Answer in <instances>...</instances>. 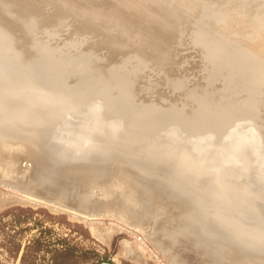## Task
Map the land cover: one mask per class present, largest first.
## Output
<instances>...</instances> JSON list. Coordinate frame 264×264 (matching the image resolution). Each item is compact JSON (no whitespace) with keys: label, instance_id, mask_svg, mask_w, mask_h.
Here are the masks:
<instances>
[{"label":"rangeland","instance_id":"obj_1","mask_svg":"<svg viewBox=\"0 0 264 264\" xmlns=\"http://www.w3.org/2000/svg\"><path fill=\"white\" fill-rule=\"evenodd\" d=\"M4 8H8L9 12L3 13ZM32 8H39V13L43 14L36 16L42 20L39 25L40 27L27 31L25 30L26 20L23 23H18L17 29L25 31L30 36L29 38L33 42V48L37 51L41 61L48 63L47 65L50 66L62 67L66 77L59 84H53L54 86H51V90L41 91L42 94H33L34 89L37 88L34 86L27 88L25 83H28V79L15 76L11 78L9 76H3L6 70L1 72L0 69V75L2 73L0 76V78L2 77L0 80V92L10 91L12 87L18 90L25 88L24 93L30 97L33 96L31 105H28V107L34 106L35 108L33 111H30L32 116L30 113H22L26 112L24 111L27 107V104L24 102L25 99H17L15 96L11 97L10 101L12 104L9 107H12L9 110L15 111L13 114L18 117L16 120L17 123H26L24 127H27L21 129L22 131L17 134L24 133L26 134L25 136H29L34 140H31V144L33 143L31 147L29 140L25 139V136L21 138L20 135L12 136L11 133L9 135L5 133L3 135L6 136H4V140L7 143H3L4 141L0 142V146L8 144V141L9 143L12 142V146L8 145L10 150L23 155V159L21 160L24 161L21 162L20 160L19 162L21 164L26 162V164H30L31 166H34L33 162L30 159L28 160L29 157H24V155H30V152L37 148L33 146L36 142V146L42 144L46 145L43 146L45 148L49 146L58 150L59 159L61 154L66 153V151H73L79 154L83 153L82 155L85 157L90 156L87 159L89 163L85 166L81 165L83 164L81 160H79L81 162L80 165H78L79 163H74V165L76 164V168H87L88 165L93 166L94 164L100 165L105 160L118 161L123 163L122 169L124 171L122 170V172L127 174L125 170L129 171L130 174L128 173V176L132 179V181L130 178L124 180L125 183H123L126 187L131 184L132 188L129 187V189L132 190L136 186L134 184L139 183L138 188L141 187L142 190L139 189L137 191L141 192L139 193L140 195L149 190L153 194L151 201L148 200L144 203L147 205V207L144 205V211L146 213L141 211L140 215H138V212L136 214L137 208L133 210L135 212L130 209L123 210L121 208V203L123 204V202L116 199L119 198L116 195L119 193L116 191L119 190L114 189L112 191L113 194H111L113 198L116 197V201L102 194L106 188L105 184L107 185L109 180L112 181L113 178H117L114 176L110 179L113 176L110 172V174L101 176L98 179L99 181L93 184L92 199H96V204L98 200V205L96 206L95 201L92 200L90 205H88V210H93L89 212L85 209L88 206H80L77 202L78 197L76 193L79 194L81 191V188L79 190L76 188L77 185L79 186L77 179L71 180L70 178H66V175H62L65 173L61 168H57V170L61 169L57 172L62 176L59 175L57 178L60 179L61 177L64 180L61 182L63 184H60V181L56 184L58 181L57 178L54 179L55 177L51 178L50 176L40 174L35 179V182L42 183L39 185L35 184L39 191L35 192L38 195L37 197H44L42 200L45 199L47 202H40L39 204L14 203L0 207V264H100L102 262H108L109 264H172L171 260L173 258V262H175L176 259L183 258L184 254V258L187 256L194 258V263L191 262V264H223L229 258L232 259V257L235 260L233 262L229 259L228 262L230 264L235 263L236 260L241 262L242 258L237 255L238 252L236 253L238 251L237 248L239 247V251L241 247L243 248L239 253V255H242L241 253L244 252V249L246 250L249 247H246V245H244L246 248L244 246H238L239 244H243L242 241V243L238 241L239 244L234 242V244H237L236 246H233V242L226 241L231 235L227 229L224 231L225 235L223 232L220 235L217 231L214 234H210L208 241L211 242L213 241L212 239L217 237L216 239L218 241L216 240V242L219 244V246L214 244V241V245H212L211 242L210 248L212 250L208 248V251L206 247L208 242L205 243L202 235L203 239L201 237L200 242L202 246L205 245L204 249L206 251H201L202 246L197 241V237L200 234L199 230L202 229L201 231L203 232L204 229L206 231L205 227L209 224L204 217L207 210L206 205L218 202V200H223L224 202L223 197H225V206H221L215 210L217 219L224 221L227 225L246 234L247 236L245 235V237L254 240L253 242H256L259 246L255 250L259 249L264 251V204H262V202L264 203V199L262 198V202H260V208L262 210L259 209V200L261 201V197H259L258 193V200L255 195L257 193L256 191L260 190L258 188L261 187V184L263 183L262 185H264V82L257 80L256 66L251 61H248V59L246 60L243 55L242 46L233 41L232 31L223 33L219 28V16L224 11L229 9L235 11L242 9L246 14H253L259 10H264V0H0V27L5 28L11 26L14 24L16 19L15 15L19 11ZM55 17H59V23H54ZM215 49H218L220 52L219 55L214 53ZM144 52H147L145 57L142 56L137 61L132 60L136 54ZM6 66L15 67L13 64H2L0 62V67ZM1 82L2 84L3 82L6 84L1 86ZM39 83L43 82L40 81ZM74 89L89 90L90 93L87 94L88 98H85L86 100L78 104V100L74 101V97L71 95ZM96 89L100 91L109 90L112 96H126L129 110L126 111V114H118L123 116L124 124H121L122 127L120 126V131H118L116 136L118 138H115L114 141L109 140L111 139L109 131L115 130L116 128L98 127L97 123L99 121L97 117L90 110H87L91 104L89 103L90 101L101 99V96L94 92ZM89 96L91 99H89ZM106 109H108L107 106ZM106 109L104 107L102 111L104 118L103 116L99 118L101 122L102 120L109 121L116 117V115L113 117L109 114ZM129 112L131 115L147 114L148 119L147 115L144 116V119L146 118L148 122L154 123H140L141 125L139 127L131 125L133 121L125 124L128 120H132L131 115L128 114ZM159 117H162V121L164 122L159 121ZM80 123L83 126H78ZM121 131H124L123 134L125 136L122 135ZM230 133H236L241 136L239 142L245 148L246 154L243 159L231 158L224 162L226 170L228 172L230 171V174L235 175L232 178V174V176L227 174L229 176L228 181L232 184L235 183V185L236 182H241L237 185H243V187H240L242 192L246 188L249 189H247L248 192L256 188V190L250 191L255 193L251 194L246 190L245 192L248 194H242L243 196L237 199L235 197L237 193L233 194L231 192L217 193V195L210 192L199 193L200 191L198 190L204 187L208 190L210 187L215 186L211 181H208L209 175L202 174L196 178L194 175L196 171L188 170L184 166L181 168L182 163L180 161H173L175 160L174 157L178 158L183 156L189 160H196L199 156L196 154L195 147L207 146L209 150L204 156L205 160L203 163L208 164V167L212 168V165L220 157V150L222 151L229 146L230 141L227 135ZM10 136L11 139L9 138ZM63 137H67L66 142L55 144L57 140ZM152 137L155 141H151ZM13 141L20 144L14 143ZM84 143H88L90 146L83 152H78L77 148ZM16 146L20 149L18 150ZM37 150L39 149L37 148ZM37 150L34 151L36 152ZM43 151L45 152V149ZM20 152H25V154ZM9 153L7 155L3 153L4 157H8L10 155ZM85 153L89 155L86 156ZM42 154L44 153L42 152ZM56 155L57 153L55 157ZM55 157H51L52 160H49V158L44 160L43 158V165L47 161L52 164V162L58 159L56 157L55 160ZM73 159L70 158L67 161H75ZM100 159L101 161H99ZM71 165L73 167V164ZM75 166L73 167L74 169L71 168L74 172L77 170ZM208 167L207 170L209 169ZM246 168H249L246 171L248 173L245 174L246 172H244L241 174L242 170ZM107 176L109 178H105ZM236 176H239V179ZM230 177L234 181L230 180ZM102 178L107 181L101 188L102 183L105 182ZM151 178L152 181H150ZM225 178L227 179V177ZM68 182V187L63 186L68 185ZM71 182L74 186L71 185ZM98 182L101 183L99 187ZM75 183L77 184L75 185ZM147 184L150 185L149 189ZM58 185L62 186V190L66 194H60L54 190V187H58ZM174 185L178 186V188L180 187V189H173ZM81 186H83L84 190L85 188L87 189L84 185ZM143 186L145 187L143 188ZM187 187H192L193 189L186 191L184 188ZM262 189L264 191V187ZM157 190L159 192L161 190L166 191H164L165 193L160 192L158 195L156 194ZM179 190L183 193H177ZM0 192L8 195L13 192L20 194L21 191L0 184ZM35 192L32 191V193ZM246 195L247 198L244 197ZM254 195L257 198L256 200H258V204L256 203L257 201H254ZM249 196L251 198L250 201L248 199ZM106 198L110 199L109 202L111 205L113 203L115 205L119 204L116 207L117 209L118 207L121 208L120 211L114 208L115 205L109 209L111 205L105 202L103 203L109 206L108 210L107 208L102 209L101 206L103 203L101 205L99 201H105L107 200ZM74 199L77 201H74ZM111 200L113 203H111ZM52 201L55 203H51ZM57 202L59 203L57 204ZM64 203L66 209L65 206H61ZM57 205L62 208H58ZM155 205H158L159 208L156 206L159 209L158 211ZM160 205L165 209V211L163 208L162 210L166 212L163 215H160L164 213L160 210ZM99 206L101 207L100 209ZM177 206L181 211L176 208ZM154 207L156 210H153ZM113 208L119 213L115 214V211L112 210ZM168 209L170 212L166 211ZM200 209L205 212H202ZM110 210L112 212L114 211V213L111 212L110 214ZM125 210L126 213L124 212ZM260 210L263 212H260ZM130 212L132 214L134 213V215H131ZM120 213L123 216L122 220V217L119 216ZM146 214L150 215L151 218ZM156 214L161 217L157 215L158 218ZM166 214H169V217L172 215L170 219H168L169 217ZM193 215L195 217H192ZM124 216L130 220H126ZM132 216L133 218L131 220L130 217ZM166 216L168 221L164 220ZM140 218L146 219L141 220ZM123 220L126 222L129 221L128 224L126 222L124 223ZM148 221H150V224L145 223ZM163 222L168 227L170 225L172 227L173 225L174 227L175 225L179 226V224L180 226H184V228L178 227V229H182L180 231L182 232L181 234L178 232L181 236L186 234V230L189 232V229L190 231L195 229L192 231L193 234L189 232V237L193 235L199 245L196 246V243L190 241L191 239L194 240L192 237L188 238V241L186 240L189 245H185L186 242L184 240L185 238H182L183 236L174 239L169 238L166 233L163 234V231L166 232L165 229L168 228ZM199 222H201L200 225ZM131 223L132 225H129ZM153 223H155L156 227H153ZM185 225L187 226L185 227ZM104 227H107V229ZM140 227L141 229L144 228V232L142 231L143 229H138ZM110 228L112 229V233L111 231L109 232L111 233L109 237V233L107 232L108 235H105V233ZM155 228H157L156 231L158 233L154 232ZM92 229L95 232H98L96 230H99V232L102 230L104 238L98 237L97 233H93ZM151 229L154 230H152V233ZM159 231L163 235H160ZM195 231H199L198 235ZM154 233L155 243L157 245L160 244L157 247L152 238ZM158 234L161 236L159 239L156 237ZM179 234L178 236H180ZM149 236L153 242L150 238L148 239ZM164 236H167V239ZM162 238L166 240L165 243V240ZM156 239L163 241L162 244ZM202 240L204 243H202ZM175 241H178L181 245L176 244L177 242L175 243ZM189 241L193 243L196 251L192 252L195 248L192 247V244L190 245ZM219 241H222V243L220 242L222 245ZM122 242L125 243L122 244ZM182 243H184L185 247H183ZM244 243L247 244L245 241ZM249 243L251 244V242ZM163 244L165 248L167 246V250L170 249V253L167 250L166 253L161 251ZM169 244L170 247L168 248ZM230 244H233V247ZM129 245L134 249L137 248L136 251H141L142 255L139 254L141 257L138 256V259L133 260L134 258L127 255L124 250ZM172 246L173 248H171ZM213 246L217 248L214 249ZM187 247L188 249L190 247V249L188 250ZM234 247H237V250ZM252 247L250 245V248ZM173 250L176 252L181 250V253L174 251V254ZM250 250L252 251V249L247 250L249 254L245 252L248 257L252 253L251 255L253 257L251 259L254 258L253 254H259V252H254V249L252 252ZM212 251H216L214 252L215 255H213L214 253ZM227 251L231 256L227 254ZM234 251L236 254H234ZM262 251L260 254L264 258V252ZM189 252L191 253L188 254ZM194 252L196 253L191 255ZM200 252L204 255L199 256L202 261L204 260V263L202 261L200 262V258L198 257ZM220 252L226 253V257L224 258L227 259L226 261L223 262L222 256L224 254ZM245 252L243 253L244 256L246 255ZM178 254H182L180 255L182 257ZM167 255H170V257ZM171 255L174 257L171 258ZM175 255H178L176 256L177 258ZM236 255L240 259H236ZM247 255L243 259H247ZM214 256L219 259L217 260ZM255 256L257 259L258 256ZM262 256L260 255V258H258L259 260H263L261 261L262 263L253 259L252 261L254 262L252 263H250L251 259H248V262L242 260L241 263L247 262L249 264H255L256 262L258 264H264V259L261 258ZM203 257L205 259L209 258L205 260ZM183 259H180L177 264H186L189 262L187 261L188 258L186 260ZM239 262L237 263L239 264ZM173 264H176V262Z\"/></svg>","mask_w":264,"mask_h":264},{"label":"bare ground","instance_id":"obj_2","mask_svg":"<svg viewBox=\"0 0 264 264\" xmlns=\"http://www.w3.org/2000/svg\"><path fill=\"white\" fill-rule=\"evenodd\" d=\"M9 12V9L8 8H4L3 9V13H8ZM40 11H39V8H32V9H28V10H21V11H19L16 15H15V17H16V19H15V22H14V24H12L11 26H9V27H5V28H1L0 27V62H2V64L4 63V64H13V65H15V67H11V66H6V67H0V69H1V72L3 71L4 72V70H6L5 72H4V74H3V76H9L10 78L12 77V76H15V77H23V78H26V79H28V83L26 82L25 83V86L28 88V87H31V86H34L35 88H37V89H34V92H33V94H42L41 93V91H44L45 92V90H51V86H54V85H56V84H59L60 82H62L64 79V77H66V74L63 72V68L62 67H59V66H50V65H47L48 63H45V62H43V61H41L40 60V57L38 56V53H37V51H35V49L33 48V42H32V40L29 38L30 36L28 35V34H26V32L25 31H20V30H18L17 29V24L18 23H23L24 21H26L27 20V23H26V25H25V30H27V31H31V30H35V29H38L40 26V23L42 22V20L40 19V18H37L36 16L39 14H41V15H43L42 13H39ZM62 13H64V11H62ZM60 22V20H59V17H55L54 18V23H59ZM20 27V26H19ZM196 30V29H195ZM20 31V32H19ZM244 52H243V55H244V57L246 58V60L248 59V61H251L253 64H256V62L254 61V59H256L254 56H252L251 54H249L245 49H242ZM214 53L216 54V55H219V51H218V49H215L214 50ZM147 55V52H144V53H139V54H136L133 58H132V60H134V61H137V59H140V58H142V56H146ZM114 56V55H113ZM112 56V57H113ZM223 61H224V59H223ZM225 62V61H224ZM258 63H259V66H257L256 65V67H257V69H256V77H257V80L258 81H260V82H263L262 81V79H264V62H259L258 61ZM24 65H26V67H24ZM9 72H8V71ZM166 74V73H165ZM1 75H2V73H1ZM0 75V76H1ZM263 77V78H262ZM2 78V77H1ZM1 78H0V80H1ZM5 79V78H4ZM3 79V80H4ZM2 80V81H3ZM5 82H6V80H4ZM40 81H42L43 83H39ZM35 82H37V83H35ZM7 83H8V81H7ZM1 84H2V82H1ZM6 84V83H5ZM4 84V82H3V84L1 85V86H4L5 85ZM41 84V85H40ZM54 84V85H53ZM8 85H9V83H8ZM11 85V84H10ZM41 86V87H40ZM14 87H12L11 88V90L10 91H6V92H0V142H3V143H7L5 140H4V136L5 135H3V134H12V136H16V135H20L21 136V138H23L26 134H17V133H20L22 130L21 129H25V128H27V127H24V125L26 124V123H17L16 122V120L18 119V117H16L13 113H15V111H10L11 110V107H9V105H11L12 104V102L10 101V99H11V97H17V99H25V103L27 104V107L25 108V110L24 111H26V112H22V113H30V115H31V112L30 111H33V109H35L34 108V106H29L28 107V105H31V102H32V97L33 96H28L27 94H25L24 93V89H21V90H18V89H13ZM26 88V89H27ZM8 90V89H7ZM94 92H96L97 94H99L100 96H101V99H99V100H94V101H90L89 103H91L89 106H88V108H87V110H90L96 117H97V119H98V123H97V126L98 127H100V128H110V129H114V128H116L115 130H112V131H109V133L111 134L110 136H111V139H109V140H111V141H114L115 140V138H118V137H116L117 136V134H118V131H120L119 130V128H120V126H121V124H124L123 123V116H121V115H123V114H126V111L127 110H129L128 109V102H127V100H126V96H122V95H118V96H112V95H110V91L109 90H105V91H100L99 89H96ZM72 93L73 94H71L74 98H73V100L74 101H76V100H78L77 102H78V104H81V102L82 101H84V100H86L85 98H88L87 96V94H89L90 92H89V90H84V89H74L73 91H72ZM85 94V95H84ZM205 95V94H204ZM85 96V97H84ZM90 97V96H89ZM78 98V99H77ZM84 98V99H83ZM16 99V100H17ZM89 99H91V97L89 98ZM218 101V100H217ZM38 104V103H37ZM106 106H107V108L108 109H106ZM104 107H105V109H106V111H108V113L109 114H111L113 117L116 115V117L114 118V119H111V120H109V121H104V120H102V122L100 121V117H102L103 116V118H104V115H102V111L104 110ZM8 108V109H7ZM10 109V110H9ZM21 113V114H22ZM118 114H121V115H118ZM128 114H130L131 115V113L129 112ZM17 115V114H16ZM23 115V114H22ZM29 115V116H30ZM147 114H135V115H131L130 117H132V120H128L127 121V123H125V124H128L129 122H131V121H133V122H131V125H133V126H140L141 124H144V123H146V122H148L147 120H146V118L144 119V116H146ZM32 116V115H31ZM152 116V115H151ZM158 116V115H157ZM157 116H155V117H157ZM130 117H129V119H130ZM134 119V120H133ZM147 119H148V115H147ZM151 119V118H150ZM155 119V118H154ZM159 119V121L161 120V122H164V121H162V117L160 118H158ZM120 120H122V121H120ZM107 122V123H106ZM166 122V121H165ZM141 123V124H140ZM148 123H154V122H148ZM167 123V122H166ZM41 124V123H40ZM161 124H164V123H161ZM78 126H83L81 123L78 125ZM122 127V126H121ZM125 129V128H124ZM128 130V129H127ZM130 130V129H129ZM14 133V134H13ZM121 133H122V135H124L123 133H124V131H121ZM120 133V134H121ZM132 133V132H131ZM179 133V132H178ZM180 133H181V131H180ZM7 135V136H8ZM121 135V136H122ZM120 136V137H121ZM125 136V135H124ZM144 136H145V134H144ZM148 136V135H147ZM181 136V135H180ZM183 136H185V135H183ZM6 137V136H5ZM130 137V136H129ZM227 137L229 138V141H230V144H229V146L228 147H226L225 149H223L222 151L220 150V152H219V155H220V157H219V159L215 162V164H213L212 165V168H209L208 167V164L206 165L205 163H203V161L205 160L204 159V156H205V154H207V152H208V150H209V147H195V150H196V154H197V156H199L196 160L195 159H193V160H189V159H187V157H183V156H181V157H174V159L175 160H173V161H180V163H182L181 164V168L184 166L186 169H188V170H191V171H196L195 172V176H196V178L197 177H199L200 175H202V174H205V175H209L208 176V178H209V180L208 181H211V183H213L215 186H212V187H210L208 190H206L207 188H202V189H200V190H198V191H200L199 193H205V192H210V193H214V194H216L217 195V193H227V192H231V193H233V194H235V193H237V195L235 196L236 197V199L237 198H239L240 196H243L242 194H248V193H255V192H253L254 191V189L256 190V188H254V189H251V190H253L252 192H248V188H246V190H247V192L248 193H246L245 191V189H243V191L245 192H242V189L240 188V187H243V185L242 186H238L237 184L238 183H241V182H236V180H237V178H236V180H235V182H236V185H235V183L234 184H232V183H229V181H228V178H229V176L227 175V174H229V175H231L230 174V171L228 172L227 170H226V167H224V162H226L228 159H231V158H236V159H243L244 157H245V154H246V150H245V148L241 145V143L239 142L240 141V138H241V136L239 135V134H236V133H230L229 135H227ZM10 139H11V136L9 137ZM17 138V137H16ZM139 138V137H138ZM140 138H142V137H140ZM149 138V137H148ZM181 138V137H180ZM8 139V138H7ZM12 139H14L13 137H12ZM25 139H28L29 140V142H30V144H31V140L33 139H31L29 136H25ZM25 139H22V140H25ZM67 139V137H63V138H61L60 140H57L56 142H55V144H62V142H64L65 140ZM154 138L152 137V140L151 141H155V140H153ZM182 139V138H181ZM34 140V139H33ZM36 140V139H35ZM184 140V139H183ZM8 141V140H7ZM20 141H21V139H20ZM120 141V140H119ZM138 141V140H137ZM11 142V141H10ZM14 143H17V142H15V141H13ZM26 142V141H25ZM66 142V141H65ZM40 143V142H39ZM161 143V142H160ZM164 143H166V142H164ZM17 144H20V143H17ZM16 144V145H17ZM27 144V143H26ZM33 144V143H32ZM32 144H31V147H32ZM8 145H11L12 146V142L11 143H9V141H8V144H4V146H0V184H2L3 186H6V187H8V188H13V189H15V190H20L21 192H20V194L19 193H16V192H13V193H9L8 195H4V194H2V192H0V207H5V206H8V205H11V204H14V203H23V204H29V203H32V204H39L40 202H45L46 200L44 199V200H42L43 198H39V197H37L38 195H36V192L38 191L37 189V187H36V185L35 184H41L42 182H35V179L37 178V176H39L40 174H44V175H46V176H50L51 178H54V179H56L57 177H59V175H61V174H59L57 171L59 170H64V173L65 174H62V175H66L65 177L66 178H70L71 180H78L77 181V183L79 184V186L77 187L76 186V188L79 190L80 188V193L78 194V193H76V195H77V200L76 199H74V201H77L78 202V204H80V206H83V207H87L88 205H90V203H91V201L92 200H94V199H92L93 198V192H92V187H93V184H95V182L96 181H99L98 179L101 177V176H104V175H107V174H110V172L112 173V175L113 176H111L110 177V179L112 178V177H117L116 179L115 178H113L112 179V181H110L109 180V182H107V185L105 184L106 183V179L104 180L103 178H102V180L103 181H105L104 183H102V181H101V179H100V181H101V183H102V185H101V183L100 182H98V187L101 185V188H102V186H104L103 184H105V186H106V188H105V190H104V192L102 193L105 197H111L110 199H112L113 198V196H111V194H113L112 193V191L115 189H117V190H119V191H116V192H119V193H115L116 195H118V197L119 198H116V199H119L120 201H122L123 202V204L121 203V208L124 210V209H126V210H131V211H133V210H135L136 208V214H137V212H138V215H140V213H141V211H143V212H145L144 211V205L147 207V205L146 204H144L145 202H147L148 200H150L151 201V196H152V194L150 193V191L151 190H149V191H143L144 192V194H139V193H141V192H138L139 191V189H141V187L140 188H138V184L139 183H136V182H134V183H136V184H134V185H136L135 186V188H133L134 189V191H133V189L132 190H130L129 189V187H131V184L130 185H127V187L124 185V180L125 179H129L130 177L128 176L130 173H129V171H126L125 170V172L127 173V174H125V173H123L122 172V170L124 171V169H122V166H123V163H121V162H118V161H104V162H102L100 165H93V166H87V168H76V164L74 165V163H79L78 165H80L81 164V162L79 161V160H81L82 161V163L83 164H81L82 166H85L86 164H88L89 162L87 161V159H89L90 158V156H87V155H89L88 153H85V155L87 156V157H85L84 155H82V154H79V153H76V152H73V151H66V153L64 154H61V156H60V159L58 158V155H59V151L58 150H56L55 148H51V147H49V146H47L46 148L45 147H43V146H46V145H38V146H36L37 145V142H36V144L35 145H33L34 146V148H38L39 150H37V148L36 149H34V150H37V151H41V152H37V153H40V154H37L33 149V151L32 152H30V150H29V152H30V155H24V157L26 156V157H29L28 158V160L30 159L32 162H33V164H34V166L32 165H30V164H26V162L25 163H23V164H21L19 161L21 160V159H23V155H21V154H18L17 152H13V151H11L10 150V147H8ZM151 145V144H150ZM15 146V145H14ZM29 146V145H28ZM90 145L88 144V143H84V144H82L79 148H77L78 149V152H83L87 147H89ZM17 147V146H16ZM18 148V147H17ZM25 148V147H24ZM156 148V147H155ZM20 148H18V150H19ZM28 149V148H27ZM41 149V150H40ZM45 149V152H47L46 154H45V152L43 151ZM17 150V149H16ZM23 150V149H22ZM249 150V149H248ZM21 151V150H20ZM25 151V150H24ZM27 151V150H26ZM10 152V153H9ZM29 152H27V153H29ZM42 152L44 153V154H42ZM86 152V151H85ZM189 152V151H188ZM194 152V151H193ZM216 152V151H215ZM3 153H5V155H7V153H9L10 155H8V157H4V155H3ZM20 153H22V152H20ZM34 153V154H33ZM57 153V155H56V157L58 158L57 160H56V157H55V154ZM179 153V152H178ZM22 154H25V152L24 153H22ZM100 154H102V153H100ZM99 154V155H100ZM211 154H212V152H211ZM19 155V156H18ZM44 157H43V156ZM180 155H181V152H180ZM208 155H209V153H208ZM95 156V155H94ZM105 156V155H104ZM129 156V155H128ZM187 156V155H186ZM216 156V155H215ZM22 157V158H21ZM51 157H55V160L56 161H54V162H52V164L49 162L48 163V161L46 162V164H44V165H46V166H44L43 165V158H44V160L45 159H48L49 158V160H52V158ZM93 157V156H92ZM101 157V156H100ZM51 158V159H50ZM70 158H74L75 159V161H72L71 162V160H70V162H68L67 160L68 159H70ZM110 158V157H109ZM114 158V157H113ZM73 159V160H74ZM125 159V158H124ZM135 159V158H134ZM177 159V160H176ZM116 160V159H115ZM162 160V159H161ZM215 160H216V158H215ZM22 161H24V160H21V162ZM58 161V162H57ZM79 161V162H78ZM91 161V160H90ZM99 161H101V159L99 160ZM136 161V160H135ZM134 161V162H135ZM223 161V162H222ZM31 162V163H32ZM45 162V161H44ZM98 162V161H97ZM169 162V161H168ZM206 162V161H205ZM68 163H70V164H68ZM100 163V162H99ZM163 163V162H162ZM173 163V162H172ZM177 163V162H176ZM70 167H68L67 168V165ZM71 164H73V167L75 166V169H77V170H75V172L71 169V168H73V167H71L72 165ZM36 165V166H35ZM66 165V166H65ZM71 165V166H70ZM140 165V164H139ZM157 165V164H156ZM210 165V164H209ZM150 166V165H149ZM162 166V165H161ZM173 166V165H172ZM177 166V165H176ZM135 167V166H134ZM138 167V166H137ZM148 167V166H147ZM158 167V166H157ZM163 167V166H162ZM178 167H179V165H178ZM177 167V168H178ZM207 167L209 168L208 170H207ZM57 168H61V169H58L57 170ZM146 168V167H145ZM35 169V170H34ZM74 169V168H73ZM133 169V168H132ZM141 169V168H140ZM147 169V168H146ZM151 169V168H150ZM249 168H246V169H243L242 170V172H241V174H243L244 172H246L247 170H248ZM172 171V170H171ZM63 172V171H62ZM122 172V173H121ZM134 172V171H133ZM143 172H145V171H143ZM163 172H164V170H163ZM178 172V171H177ZM187 172V171H186ZM129 173V174H128ZM132 173V172H131ZM171 173V172H170ZM237 173V172H236ZM240 173V172H239ZM248 172H246L245 174H247ZM165 174V173H164ZM167 174V173H166ZM238 174V173H237ZM236 174V175H237ZM240 174V175H241ZM61 175V176H62ZM117 175V176H116ZM155 175V174H154ZM187 175V174H186ZM233 175V174H232ZM231 175V176H232ZM147 176V175H146ZM189 176V175H188ZM132 177V176H131ZM141 177V176H140ZM151 177V176H150ZM225 177H227V179L225 178ZM235 177V175H233V177L232 178H234ZM236 177H238V179H239V176H236ZM63 178V177H62ZM65 178V179H66ZM105 178H109V176H107V177H105ZM138 178V177H137ZM154 178V177H153ZM168 178V177H167ZM68 179H66V180H68ZM131 179V178H130ZM140 179V178H139ZM157 179V178H156ZM135 180V179H134ZM150 180V179H149ZM148 180V181H149ZM177 180V179H176ZM175 180V181H176ZM230 180H232L231 179V177H230ZM54 181H56V180H54ZM57 181L58 182H56V184L57 183H59V181H60V184H63V183H61V182H63L64 180L63 179H61V177H60V179H58L57 178ZM131 181H132V179H131ZM150 181H152V178H151V180ZM189 181V180H188ZM232 181H234V179L232 180ZM75 182V181H74ZM124 182V183H123ZM77 183H75V185L77 184ZM193 183V182H192ZM262 183V182H261ZM66 184V183H65ZM73 183L71 182V185H72ZM127 184V183H126ZM140 184H141V182H140ZM143 184V183H142ZM156 184V183H155ZM182 184V183H181ZM185 184V183H184ZM263 184V183H262ZM261 184V187L260 188H258V189H260V190H258V191H256L257 193H255V195L257 196V194L259 193V197H261L260 199H261V201L259 200V198H258V196H257V198H258V200H259V209H262V208H260L261 206H260V202H262V198L264 199V191H263V189H262V187H264V185H262ZM70 185V186H71ZM81 185H84L85 187H87V189L85 188V190H84V188H83V186H81ZM148 185V184H147ZM239 185H241V184H239ZM63 186H66V187H68L69 186V182H68V185L66 184V185H63ZM72 186H74V185H72ZM96 186V185H95ZM94 186V188H96ZM121 186H125V187H121ZM133 186V185H132ZM146 186V185H145ZM145 186H143V188L145 187ZM150 185H148L147 187H148V189L150 188L149 187ZM154 186V185H153ZM157 186V185H156ZM186 186H188V185H186ZM185 186V187H186ZM190 186V185H189ZM97 187V188H98ZM134 187V186H133ZM147 187H146V189H147ZM194 187H195V185H194ZM198 187V186H197ZM76 188H75V192H76ZM132 188V187H131ZM156 188V187H155ZM180 189V187L178 188V186H176V185H174V187H173V189ZM240 188V189H239ZM7 189V188H6ZM164 189H165V187H164ZM184 189H186V191H191L193 188L192 187H187V188H184ZM261 189H262V191H261ZM3 190V189H2ZM54 190L56 191V192H58V193H60V194H66V193H64L63 191L64 190H62V186H59L58 185V187H54ZM98 190V189H97ZM138 190V191H137ZM142 190V189H141ZM4 191V190H3ZM32 191H36L35 193H32ZM152 191H154L155 192V190H153L152 189ZM164 191H166V190H161L160 192L162 193V192H164ZM185 191V192H186ZM260 191V192H259ZM6 192H7V190H6ZM39 192V191H38ZM41 192V191H40ZM72 192H74V191H72ZM79 192V191H78ZM95 192V191H94ZM158 190H157V193L156 194H158L159 195V193H160ZM45 193V192H44ZM99 193V192H98ZM165 193V192H164ZM177 193H183L181 190H179ZM42 194V193H41ZM69 194V193H68ZM114 194V195H115ZM156 194H155V196H156ZM174 194V193H173ZM196 194V193H195ZM162 195V194H161ZM168 195H170V194H168ZM174 195H176V194H174ZM192 195V194H191ZM206 195V194H205ZM232 195V194H231ZM255 195H254V197L253 198H255ZM66 196V195H65ZM68 196V195H67ZM74 196H75V193H74ZM80 196H82L83 198H85V199H83L82 197H80ZM101 196V195H100ZM103 196V197H104ZM154 196V197H155ZM182 196V195H181ZM190 196V195H189ZM212 196V195H211ZM253 196V195H252ZM166 197V196H165ZM205 197V196H204ZM207 197V196H206ZM244 197H246L247 198V195L246 196H244ZM102 198V197H101ZM115 198H113L115 201H116V199ZM158 198V197H157ZM156 198V199H157ZM170 198V197H169ZM174 198V197H173ZM219 198V197H218ZM257 198H255V200L254 201H257L256 203L258 204V200H256ZM107 199V198H106ZM110 199H107V200H102V202H100L99 201V203L102 205V203L103 202H105V203H108V205L110 204ZM112 199V200H113ZM166 199H168V198H166ZM194 199V198H193ZM200 199V198H199ZM202 199V198H201ZM219 199H222V198H219ZM223 199H224V202H225V197H223ZM248 199H249V201L251 200V198H250V196L248 197ZM48 200V199H47ZM57 200V199H56ZM85 200V201H84ZM101 200V199H100ZM111 200V201H112ZM144 200V201H143ZM159 200V199H158ZM157 200V201H158ZM165 200V199H164ZM95 202V205L97 206L98 205V200H97V204H96V199L94 200ZM114 201V202H115ZM154 201H155V199H154ZM156 201V202H157ZM161 201V200H160ZM162 201H163V199H162ZM204 201V200H203ZM206 201H207V198H206ZM252 201H253V199H252ZM251 201V202H252ZM47 202V201H46ZM54 201H52L51 203H53ZM80 202V203H79ZM118 203H119V201H117ZM178 202V201H177ZM189 202V201H188ZM194 202V201H193ZM211 202V201H210ZM224 202H223V200L221 201V200H218V202H213V203H209V204H207L206 205V209L207 210H211V211H207L206 210V213H205V215H204V217L207 219L206 221L207 222H209V224L207 225V227H205L206 229V231H204V229H203V232L201 231V230H199L200 231V234L198 235V232L199 231H195L196 233H197V235H198V237H197V241L200 243V245L202 246V244H201V237L203 236L204 237V240H205V243H207L208 245L206 246L207 247V249L209 248V249H211L210 247V243L212 244V245H214V244H217L218 246H219V244H218V242H216V240L218 241V239H216L217 237H215L214 239H212L213 241H211V242H209L208 240L210 239V234L211 233H213L214 234V232H216L217 231V233H220V235H222L221 233L223 232L224 233V235H225V232L224 231H226L225 229H227V230H229L230 231V233H231V235H230V237H228V239L226 240V241H230V242H233V244H234V242H237L238 244H239V242L240 243H242L243 242V244L242 245H238V246H244V245H246V247H249L248 249L246 248V250L244 249V252L246 251L247 252V250L249 251V249H252V251H253V249L255 250V248L258 246V244L256 243V242H253L254 240H251L250 238H248V237H245V235L246 234H243V233H241V232H239L237 229H235V228H233V227H231L230 225H227L224 221H220L219 219H217L218 217L216 216L217 214H215V210L216 209H219L221 206L222 207H224L225 206V204H224ZM55 203V202H54ZM59 202H57V204H58ZM105 203H103V205L101 206L102 207V209H106L107 208V210H108V205H106ZM111 203H113V201L111 202ZM150 203H153V202H150ZM150 203H149V205H150ZM163 203V202H162ZM161 203V205H163ZM166 203V202H165ZM168 203V202H167ZM171 203V202H170ZM184 203V202H183ZM195 203V202H194ZM199 203V202H198ZM198 203H196L197 205H199ZM226 203H228V202H226ZM252 203H255V202H252ZM46 204H48V203H46ZM77 204V203H76ZM77 204V205H78ZM159 204V203H158ZM173 204V203H172ZM171 204V205H172ZM191 204V203H190ZM262 204H264L263 202H262ZM52 205H54V204H52ZM93 205V204H92ZM105 205V206H104ZM111 205V204H110ZM115 205V203H113L111 206H110V208L109 209H111V207H113ZM116 205H119V204H116ZM116 205L114 206V208L115 209H117V207H116ZM161 205H160V210H162V208L163 207H165L164 205H163V207H161ZM181 205V204H180ZM194 205V204H193ZM192 205V206H193ZM54 206H56V205H54ZM58 206V208L59 207H61V206H65V203H64V205L62 204L61 206H59V205H57ZM76 206V205H75ZM80 206H78V207H80ZM95 206V208L96 209H98L97 207ZM158 207V205H155V207ZM188 206V205H187ZM202 206V205H201ZM205 206V205H204ZM100 206H99V209L101 208ZM142 209H141V208ZM155 207H154V209L153 210H156L157 209V207H156V209H155ZM186 207V206H185ZM263 207V206H262ZM62 208V207H61ZM88 208H89V206L87 207V208H85V209H87L88 210ZM114 208L112 209V210H114ZM121 208H119L118 207V209H117V211H120V209ZM141 209V210H139V209ZM148 208H150V207H148ZM159 208V207H158ZM176 208H178V206L176 207ZM187 208V207H186ZM192 208V207H191ZM65 209H66V206H65ZM64 209V210H65ZM71 209V208H70ZM84 209V210H85ZM167 209V208H166ZM170 209V208H169ZM166 210V211H169L170 212V210ZM174 209V208H173ZM173 209H171L172 211H173ZM204 209V208H203ZM51 210H53V209H51ZM91 210H93V209H90V211ZM112 210H110V214H111V212H112ZM126 210L124 211L125 213H126ZM139 210V211H138ZM159 209H157V211H158ZM163 210L165 211V209L163 208ZM162 210V212H164ZM178 210H180L179 208H178ZM201 210V209H200ZM263 210V209H262ZM262 210H260V212L262 211ZM57 211V210H56ZM67 211H68V209H67ZM89 211V210H88ZM89 211V212H90ZM95 211H98V210H95ZM115 211V214L117 213H119V212H117L116 210H114ZM114 211L112 212V213H114ZM156 211V212H157ZM181 211V210H180ZM202 211V210H201ZM75 212H77V211H75ZM93 212V211H92ZM107 212H109V211H107ZM107 212H106V215H107ZM133 212H135V211H133ZM142 212V213H143ZM169 212H167V213H169ZM188 212H190V211H188ZM193 212V211H192ZM202 212H205V211H202ZM263 212V211H262ZM73 213V212H72ZM82 213V212H81ZM98 213H101V212H99L98 211ZM104 213V212H103ZM102 213V214H103ZM121 213H123V211H121ZM120 213V215L119 216H121L122 218H121V220L123 219V216H122V214ZM124 213V214H125ZM131 213V212H130ZM146 213V212H145ZM147 213H149L148 211H147ZM166 212H164V213H161L160 215H163V214H165ZM197 213V212H196ZM77 214V213H76ZM109 214V213H108ZM150 214V213H149ZM172 214H175V213H172ZM181 214V213H180ZM200 214V213H199ZM69 215V214H68ZM79 215V214H78ZM126 216H127V214H125ZM131 215H134V213L132 214L131 213ZM143 215H144V213H143ZM147 215V214H146ZM158 214H156V216H157ZM160 215H158V216H160ZM166 215H168V217H169V214H166ZM184 215V214H183ZM233 215V214H232ZM88 216V215H87ZM87 216H85V217H87ZM93 216V215H92ZM98 216H100V215H98ZM126 216H124V218L126 217ZM147 216H149L150 217V215H147ZM157 216V217H158ZM172 216V215H171ZM170 216V217H171ZM187 216V215H186ZM190 216V215H189ZM197 216V215H196ZM139 217V216H138ZM156 217V218H157ZM161 217V216H160ZM170 217L168 218V219H170ZM192 217H195L194 215L192 216ZM203 217V218H204ZM76 218V217H75ZM114 218V217H113ZM117 218V217H116ZM131 218V220H132V218H133V216L132 217H130ZM151 218V217H150ZM159 218V217H158ZM164 218V217H163ZM181 218V217H180ZM85 219H87V218H85ZM94 219V218H93ZM126 220H130L129 218L127 219V218H125ZM141 219V218H140ZM146 219V218H145ZM144 218H142L141 220H145ZM162 219V218H161ZM176 219H177V217H176ZM187 219V218H186ZM191 219V218H190ZM194 220H195V218H193ZM198 219V218H197ZM79 220H81V219H79ZM160 220V219H159ZM164 220H166V221H168L167 220V216H166V218H164ZM179 220V219H178ZM192 220V219H191ZM264 220V219H263ZM89 221H91V220H89ZM95 221V220H94ZM100 221V220H99ZM124 221V220H123ZM138 221V220H137ZM155 221H157V220H155ZM154 221V222H155ZM162 221V220H161ZM165 221V222H166ZM173 221H175V220H173ZM177 221V220H176ZM182 221V220H181ZM188 221V220H187ZM198 221V220H197ZM202 221V220H201ZM88 222V221H87ZM92 222V221H91ZM113 222V221H112ZM126 221H124V223H125ZM128 222L129 221H127L126 223L128 224ZM150 221H148V222H145L146 224L147 223H149ZM165 222H163V223H165ZM179 223H180V221H178ZM134 223V222H133ZM136 223V222H135ZM157 223V222H156ZM169 223V222H168ZM167 223V224H168ZM171 223H173L172 221H171ZM185 223H186V221H185ZM196 223V222H195ZM200 223L201 222H199V225H200ZM203 223V222H202ZM137 224V223H136ZM144 224V223H143ZM150 224V223H149ZM154 225H153V227L155 226V223H153ZM174 224H176L175 222H174ZM183 224V223H182ZM204 224H205V222H204ZM129 225H132V223L131 224H129ZM158 225V224H157ZM165 225H166V223H165ZM165 225H162V226H165ZM198 225V224H197ZM145 226V225H144ZM147 226H149V225H147ZM167 227H168V225H166ZM165 226V227H166ZM179 226H180V224H179ZM179 226H177V225H175V227H174V225H173V227L170 225V227H168V228H164L165 229V231L166 232H164L163 231V234L164 233H166L167 234V236L170 238H172V239H174V238H178V237H182V238H185L184 240H185V245L186 244H188L187 243V241H188V238H193L194 240H195V238L193 237V235H191V237H189V234L192 232V231H194V230H192V231H190V229H189V232L186 230V228H185V233L186 234H183L182 236L180 235L182 232H180V231H182V229H178V227ZM187 225H185V227H186ZM196 226V225H195ZM137 227H139V226H137ZM156 227V226H155ZM159 227H160V225H159ZM159 227H158V229H159ZM180 227H183L184 228V226H180ZM199 227V226H198ZM202 227L204 228V226L202 225ZM93 228V227H92ZM105 229H107V227H104ZM109 228V227H108ZM115 228V227H114ZM128 228V227H127ZM161 228V227H160ZM171 228V229H170ZM94 230H95V228H93ZM92 229V231H93V233H97V236L98 237H102V239L104 238V235H103V233H102V230H101V232H99V230H96V231H98V232H95L94 230ZM97 229V228H96ZM104 229V230H105ZM128 229H130V228H128ZM138 229H141V227L140 228H138ZM143 229V230H142ZM141 230L144 232V228H142ZM103 230V231H104ZM131 230V229H130ZM148 230V229H147ZM152 230L153 229H151V233H152ZM157 230V228H155V231L154 232H157L158 233V231H156ZM111 231V233H112V229L110 228L109 229V231H107L106 230V233H105V235L107 234V232L109 233ZM162 231V230H161ZM161 231H159V234H160V232ZM183 231H184V229H183ZM148 232V231H147ZM146 232V233H147ZM178 232H180V234L178 233ZM203 234H202V233ZM228 232V231H227ZM111 233H109V237H110V234ZM150 233V232H149ZM148 233V234H149ZM177 233V234H176ZM229 233V232H228ZM159 234H158V236H156L158 239H159V237H161V236H159ZM162 233L160 234V235H163ZM178 234L180 235V236H178ZM192 234H193V232H192ZM205 234V235H204ZM108 235V234H107ZM149 235H152V234H149ZM154 236H152V238H153V240H154V243L156 242L155 241V233L153 234ZM202 235V236H201ZM167 236L165 237L166 239H167ZM194 236H195V233H194ZM212 236V235H211ZM214 236V235H213ZM215 236H217V235H215ZM247 236V235H246ZM196 237V236H195ZM203 237H202V239H203ZM150 238V236L148 237V239ZM152 238H150V240L152 241ZM182 238H180L182 241H184ZM232 238H233V240H232ZM106 239V238H105ZM143 239V238H142ZM142 239H141V241H142ZM161 239V238H160ZM163 240H165L164 238H162ZM200 239V240H199ZM157 240V239H156ZM170 240V239H169ZM177 240V239H176ZM187 240V241H186ZM194 240H190V241H193L194 243H196L195 245L197 246V245H199V243L197 244V241L195 242ZM220 240V239H219ZM106 241V240H105ZM125 241V240H124ZM157 241H160V243L162 244V242L163 241H161V240H157ZM171 241V240H170ZM180 241V240H179ZM189 241V243H190V245L192 244V247L193 248H195L194 246H193V243L192 242H190ZM214 241H215V243H214ZM223 241V240H222ZM222 241H219V243L221 242L222 243ZM239 241V242H238ZM242 241V242H241ZM244 241L245 242H247V244H249V245H247V244H245L244 243ZM261 241V240H260ZM153 242V241H152ZM166 242V240L164 241V243ZM173 242V241H172ZM177 242V243H176ZM249 242H251V244L249 243ZM123 243H125V242H122V244ZM127 243V242H126ZM157 243H159V242H157ZM167 243H169L168 241H167ZM166 243V244H167ZM175 243L176 244H179L178 243V241H175ZM181 243V242H180ZM202 243H204L203 242V240H202ZM214 243V244H213ZM220 243V244H221ZM227 243H229V242H227ZM252 243H253V245H252ZM172 244H174V243H172ZM224 244H225V242H224ZM233 244H230L231 246L233 245ZM254 244H255V246H254ZM257 244V245H256ZM125 245V244H124ZM123 245V246H124ZM160 244H156L155 243V246L157 247V246H159ZM179 245H181V244H179ZM182 245H183V247H185L184 246V243H182ZM189 245V244H188ZM204 245V244H203ZM222 245V244H221ZM220 245V246H221ZM237 244H234L233 246H236ZM250 245H251V247L252 248H250ZM127 246H128V244H127ZM162 246V245H161ZM165 245L163 244V247H164ZM173 246H178V245H173ZM173 246L171 247V248H173ZM201 246H199V247H201ZM205 246V245H204ZM204 246H202V248H201V251L203 250V252H204ZM209 246V247H208ZM232 246V247H233ZM125 247V246H124ZM163 247H161V251H163V252H167V251H169V250H167V246H166V248L164 249ZM170 247V244L168 245V248ZM182 246H181V248H183ZM191 247V246H190ZM190 247H189V249H190ZM205 247V248H206ZM224 247V246H223ZM226 247L228 248V246L226 245ZM122 248V247H121ZM158 248H160V247H158ZM165 250H163V249ZM180 248V247H179ZM192 248V249H193ZM213 248L215 249V248H217V247H214L213 246ZM237 247H234V249H236ZM258 248H259V246H258ZM137 249V248H136ZM136 249H134V248H132L130 245H129V247L126 249V250H124L125 252H126V254L127 255H129V256H131L132 258H134L133 260H135V259H138V256H139V254H141V251H136ZM176 249V248H175ZM187 249H188V247H187ZM188 249V250H189ZM209 249H208V251H209ZM232 250H233V248H231ZM238 249V251H236ZM235 251H236V253H237V255L238 256H240L241 258H242V260H246L247 262H248V259L250 260L251 259V257H253L251 254H250V257H248V255L247 254H249L248 252H247V254H246V252H245V254L247 255V259H243V257H246V255L244 256L243 255V253H241L242 255H243V257H242V255H239V253H240V251H242L243 250V248L241 247L240 248V251H239V247L237 248ZM262 249V248H261ZM160 250V249H159ZM167 250V251H166ZM179 250V249H178ZM182 250V249H181ZM180 250V251H181ZM185 250H186V248H185ZM184 249H183V251H185ZM212 250V249H211ZM211 250H210V252H211ZM175 250H173V252H174ZM176 251H177V249H176ZM175 251V252H176ZM180 251H178L179 253H181ZM182 251V252H183ZM187 251V250H186ZM193 251H196V248L194 249V250H192V252ZM200 251V250H199ZM198 251V252H199ZM206 251V250H205ZM207 251V252H208ZM223 251H224V249H223ZM235 251H234V254H236L235 253ZM251 251V250H250ZM251 251V252H252ZM262 250H259V249H257V250H255L254 252H259V254H260V252H261ZM173 252H171L172 253V255H174L175 254V252H174V254H173ZM178 252H176V253H178ZM197 252V253H198ZM206 252V254H208ZM213 253L214 252H216V251H212ZM228 252V251H227ZM233 252V251H232ZM253 252V253H254ZM262 252H264V251H262ZM169 253H170V251H169ZM184 253V252H183ZM191 252H189L188 254H190ZM196 252H194L193 254H191V255H194ZM212 253V254H213ZM221 253V252H220ZM223 253V252H222ZM221 253V254H222ZM206 254H205V256H206ZM224 254V253H223ZM227 254H229V252L227 253ZM258 253H256V254H253L254 255V258L256 257L255 255H257L258 257H257V259L255 258H252L253 260H258V261H260L259 263H262L261 261H263L262 259L261 260H259L258 258H260V255L262 256V254H260L259 255ZM264 254V253H263ZM142 255V254H141ZM171 255V258H173L174 256H172ZM179 255V254H178ZM178 255H175V257L176 256H178ZM180 255H182V254H180ZM179 255V256H180ZM185 255V254H184ZM184 255H183V258H184ZM198 255V254H197ZM197 255H196V257H197ZM200 255H203V253H199V255H198V257L200 256ZM209 255H210V253H209ZM213 255H215V253L213 254ZM213 255H211V257H213ZM226 253L224 254V256H222L223 257V262L224 261H226L227 259H224L226 256ZM230 256H231V254H229ZM236 255V256H237ZM168 256V255H167ZM204 256V255H203ZM220 257H221V255H219ZM233 256V255H232ZM237 256V258L236 259H240L239 257ZM139 257H141V256H139ZM168 257H170V255L168 256ZM180 257H182V256H180ZM192 257V256H191ZM191 257H185L184 259L186 260L187 258V261H189V262H187L186 264H191V262H193L194 263V258H191ZM197 257V258H198ZM215 257V256H214ZM221 257V258H222ZM229 257V256H228ZM227 257V258H228ZM234 257H235V255H234ZM170 258V259H171ZM177 258V257H176ZM183 258H179V259H176L175 260V262H176V264H177V262H179V260L180 259H183ZM196 258V259H197ZM200 258V262L202 261L201 260V257H199ZM204 258V257H203ZM209 258V257H208ZM207 258V259H208ZM216 258V257H215ZM261 258H263V256L261 257ZM140 259V258H139ZM169 259V260H170ZM183 259V260H184ZM190 259V260H189ZM195 259V260H196ZM205 259V258H204ZM207 259H205V260H207ZM217 259V258H216ZM219 259V258H218ZM217 259V260H218ZM231 261H233L234 262V260H233V257H232V259L231 258H229ZM229 259H228V261H229ZM252 259H251V262L250 263H252V262H254V261H252ZM264 259V258H263ZM173 260H174V258H173ZM173 260H171V262H172V264L173 263H175V262H173ZM178 260V261H177ZM192 260V261H191ZM198 260V259H197ZM242 260H241V262H242ZM224 262L223 264H227V263H229L230 264V262ZM186 262V261H185ZM196 262V261H195ZM203 263H204V260L202 261ZM222 262V261H221ZM237 262H239V261H237L236 260V264H238ZM241 262H239V264L241 263ZM247 262H244L245 264H249V263H247ZM232 263V262H231ZM235 263H232V264H235ZM244 263H241V264H244ZM100 264H108L107 262H102V263H100ZM180 264V263H179ZM182 264V263H181ZM195 264H197V263H195ZM202 264V263H201ZM254 264V263H253ZM255 264H258V263H256L255 262Z\"/></svg>","mask_w":264,"mask_h":264},{"label":"water","instance_id":"obj_3","mask_svg":"<svg viewBox=\"0 0 264 264\" xmlns=\"http://www.w3.org/2000/svg\"><path fill=\"white\" fill-rule=\"evenodd\" d=\"M219 28L223 33L232 31L233 41L256 58L255 66H259L258 61L264 62V10L253 14L242 9L226 10L219 16Z\"/></svg>","mask_w":264,"mask_h":264}]
</instances>
